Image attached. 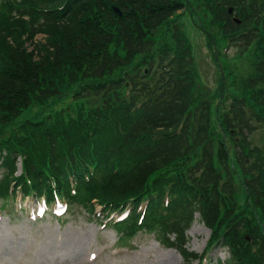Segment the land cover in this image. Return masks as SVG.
Instances as JSON below:
<instances>
[{
    "label": "trees",
    "instance_id": "1",
    "mask_svg": "<svg viewBox=\"0 0 264 264\" xmlns=\"http://www.w3.org/2000/svg\"><path fill=\"white\" fill-rule=\"evenodd\" d=\"M185 12L216 51L252 52L253 74L232 93L224 76L211 95L199 86ZM69 95L75 105L62 103ZM253 121L264 124V0L0 2V196L57 194L111 211L148 200L141 225L135 214L119 223L126 236L157 232L187 257L198 213L226 264H264Z\"/></svg>",
    "mask_w": 264,
    "mask_h": 264
},
{
    "label": "rangeland",
    "instance_id": "2",
    "mask_svg": "<svg viewBox=\"0 0 264 264\" xmlns=\"http://www.w3.org/2000/svg\"><path fill=\"white\" fill-rule=\"evenodd\" d=\"M3 0H0V2ZM183 20V21H182ZM180 25L191 46L200 87L211 95L218 87L221 72L224 91L232 93L237 83L253 74L255 58L250 50L230 45L226 54L223 48L216 59L215 49L198 28V21L185 12ZM41 35L36 37L40 40ZM220 66L223 67L220 71ZM198 91V90H197ZM64 104L70 105L65 101ZM253 124L257 129L250 140L264 146V125ZM34 202L20 204L19 199L0 207V264H198L199 260L186 261L174 249L160 242L158 233L141 232L131 241L109 220L91 214L88 208L72 204L59 218L55 207L44 213H35ZM22 207V209H20ZM27 210V211H26ZM187 232L189 251L201 253L209 237V230L198 217ZM227 256L224 248L217 247L208 253L205 264H216L217 258Z\"/></svg>",
    "mask_w": 264,
    "mask_h": 264
},
{
    "label": "water",
    "instance_id": "3",
    "mask_svg": "<svg viewBox=\"0 0 264 264\" xmlns=\"http://www.w3.org/2000/svg\"><path fill=\"white\" fill-rule=\"evenodd\" d=\"M119 13V12H118ZM229 13H232V10L231 9H229Z\"/></svg>",
    "mask_w": 264,
    "mask_h": 264
}]
</instances>
